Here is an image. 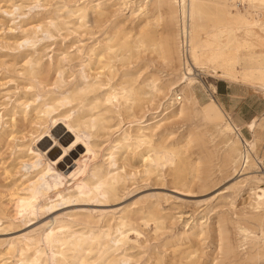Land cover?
Instances as JSON below:
<instances>
[{"label": "bare ground", "instance_id": "obj_1", "mask_svg": "<svg viewBox=\"0 0 264 264\" xmlns=\"http://www.w3.org/2000/svg\"><path fill=\"white\" fill-rule=\"evenodd\" d=\"M4 1L0 10L11 18L9 32L17 35L0 44L3 57L11 58L9 64L0 61V68H12L16 78L0 87L17 86L0 91V149L6 146L12 160L0 170L13 180L8 204L0 196V222L17 215L28 223L73 203H113L137 173L150 180L166 167L176 189L194 193L202 161H194L190 151L200 140L209 162L219 159L221 173L239 178L221 190L219 199L237 210L241 194L248 196L247 213L237 225L238 246L254 251L252 261L264 257V171L256 160H264L259 154L264 117L243 124L229 116L215 98L218 84L209 80L240 84L264 97V0H58L62 6L56 8L50 2L57 0ZM152 2L155 18L150 20ZM109 5L118 8L109 14ZM120 14L138 24L126 27ZM108 16L115 20L103 40L82 56L55 50L49 55L63 28L98 26ZM147 51L171 71L166 83L158 74L144 75L147 68L130 70ZM198 84L209 99L203 105ZM188 111L204 131L197 138L193 131L177 140L166 135L168 125ZM242 138L254 154L245 167ZM59 150L63 155L51 160ZM207 188V183L201 186ZM150 198L114 213L103 208L57 214L8 241L0 255L15 261L3 264H142L143 257L131 252V234L140 237L141 228L153 227L158 235L176 224ZM190 219L188 229L169 242L168 264H202L201 241L210 232V219L206 214ZM225 222H219L222 238ZM150 262L166 263L159 254L145 264Z\"/></svg>", "mask_w": 264, "mask_h": 264}, {"label": "rangeland", "instance_id": "obj_2", "mask_svg": "<svg viewBox=\"0 0 264 264\" xmlns=\"http://www.w3.org/2000/svg\"><path fill=\"white\" fill-rule=\"evenodd\" d=\"M105 1V0H103ZM5 1L0 0L1 7H5ZM53 7H61L62 4H58L57 1L50 2ZM153 4L154 2L148 5V9L152 12L149 15V19L153 20L155 18V13L153 12ZM26 5V4H25ZM118 6L112 7L111 5L106 7V10L109 14H112ZM5 9V8H4ZM49 9V8H48ZM241 10H243V6H241ZM38 9H35L33 13L37 12ZM25 12H28V9H25ZM43 13V11H41ZM39 17H42L40 15ZM129 15H119L118 19L120 21H126V27L133 28L138 24V19L136 21H132L128 18ZM11 18L7 15L2 14L0 10V44L4 42H12L14 36L17 35L9 32V28L13 26L12 22H9ZM115 20V17L110 18L106 17L100 25H90L88 28H76L72 25L68 26V28H63L60 33L56 34V44L52 45L48 50L50 56L53 55L52 51H68L72 55H80L82 56L86 50H88L91 46L95 45L99 41L103 40L106 32L110 29L111 22ZM19 21V20H18ZM264 23V17H263ZM164 26H166V22H161V26L159 28L160 32L163 31ZM262 36H264V32H260ZM61 53V52H59ZM56 53V54H59ZM4 53L1 50L0 46V61L4 60L8 62L11 61L10 57H3ZM47 59V58H46ZM18 65L16 69H19ZM146 69L144 75L149 76L151 74H158L161 76L163 83H166L169 78L173 76H168L171 72L169 68L163 64V62L157 58V55L151 53L150 51L145 52L141 59L135 61L131 66L130 70L132 72H140L141 70ZM16 75L12 72V68H0V83L6 82L12 77ZM16 78V77H15ZM19 83H24L22 78H17ZM214 83H221L218 79L210 78ZM234 84V83H228ZM239 87H244V89L250 90L255 93H259L262 96L261 92H257L256 90L245 87L240 84H235ZM16 83H10L6 86L0 87V91H14L16 88ZM198 99L200 101V105L206 103L209 99L207 96L206 90L201 86L197 85L195 88ZM154 112H148L147 118H150ZM191 112L188 111L186 116L179 118L168 125V130L165 132L166 135L172 136L174 135V139H179L186 136L190 131H193L196 134V138L204 131V127H202L201 121L198 118L192 117L190 115ZM126 125L124 128H126ZM159 138V137H158ZM156 138V140H158ZM53 141V140H52ZM55 145L51 143V146ZM192 149L190 153H192V158L194 161H202L200 164L201 172L199 174V179L196 181V185L193 187L194 193L184 192L176 189L171 184L170 173L168 172V168H164L161 177H153L150 180L144 178L143 174L137 173L136 176L127 184V187L124 191L120 193V199L113 203L108 204H77L73 203L66 206H61L55 215L52 216H41L38 219L32 218L31 222L25 223V221L14 215V208L9 205L7 208L14 215L12 219H3L0 222V244H3L0 247V251H4L7 247V242L26 234L28 231L36 229L43 223L49 221V219H55L57 214L69 213L71 211H80L81 209H90V210H100L107 209L108 212L114 213L112 211L118 212L123 206L135 202L141 198H150L153 202H159L161 204V210L164 213L169 214V216L173 217V222H175V226H169L166 232L160 233L158 235L154 234L153 227L149 228H141L142 235L140 237L135 234H131V246L133 250L131 251L135 255H139V257H143L142 264L148 262L149 257L153 255H161L164 257L165 264H168L171 261V244L169 243L173 240L177 235L182 233L184 230H187L186 223H192L190 216L198 217L205 215L209 220V234L206 238H203L201 241L202 249H204L205 257L202 258V264H264V257L261 259L250 260L251 255L253 254V250L247 249L244 250V247H239V242L241 236L237 232V225L239 222H243L245 215L247 213L246 203H247V194L242 193L238 198L237 210L230 208L227 204L228 201H223L219 199V196L222 194L221 190L228 187L232 183H234L239 178H228L227 172L224 170L222 173L220 172L219 167L221 166V162L219 159L214 158L212 162H209L206 159L207 151L203 148L202 142L197 140L192 144ZM63 151L59 150L55 157H51V160H56L63 155ZM9 150L7 147H1L0 149V168L2 167L3 162H8L9 164L12 162L11 158H9ZM48 156V155H47ZM50 157V156H48ZM139 164V161L136 162ZM8 164H6L7 166ZM71 165H74L72 163ZM74 168V167H73ZM74 169H69L67 176L72 175ZM14 179V178H13ZM69 185L73 184V179H69ZM13 184V180H6V175L3 170H0V196H3V203L8 204L10 197L8 184ZM207 183L209 188L201 189V186ZM13 187V186H12ZM231 193L224 194V196H229ZM6 196V197H5ZM207 207L209 210L206 211ZM215 209L214 211H210L211 209ZM180 216H182L180 218ZM225 219V227L223 229L224 238L220 236L219 222L222 219ZM27 222V221H26ZM137 240V242H135ZM195 242L196 240L193 239ZM239 245V246H238ZM239 247V248H238ZM232 248L233 251L231 254L227 255L228 250ZM50 254L49 251L47 252ZM15 259H10L9 256L0 255V264L5 262H14ZM135 264V263H133ZM151 264V262H150Z\"/></svg>", "mask_w": 264, "mask_h": 264}, {"label": "crops", "instance_id": "obj_3", "mask_svg": "<svg viewBox=\"0 0 264 264\" xmlns=\"http://www.w3.org/2000/svg\"><path fill=\"white\" fill-rule=\"evenodd\" d=\"M215 98L229 116L243 124L264 117V97L244 87L221 81ZM259 154L264 159L263 144L259 146Z\"/></svg>", "mask_w": 264, "mask_h": 264}, {"label": "built area", "instance_id": "obj_4", "mask_svg": "<svg viewBox=\"0 0 264 264\" xmlns=\"http://www.w3.org/2000/svg\"><path fill=\"white\" fill-rule=\"evenodd\" d=\"M241 150H242L241 162L243 166L245 167L248 164L249 160L253 158L254 154H253L250 144L244 138H242ZM256 160L259 162V165L264 171V160L263 161H260L258 159Z\"/></svg>", "mask_w": 264, "mask_h": 264}]
</instances>
